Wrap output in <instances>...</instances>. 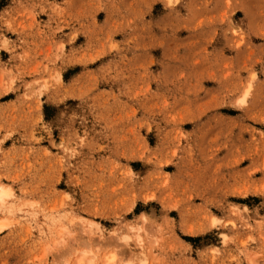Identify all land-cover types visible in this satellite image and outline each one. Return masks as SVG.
<instances>
[{
  "label": "rangeland",
  "instance_id": "1",
  "mask_svg": "<svg viewBox=\"0 0 264 264\" xmlns=\"http://www.w3.org/2000/svg\"><path fill=\"white\" fill-rule=\"evenodd\" d=\"M0 186V264H264V0H0Z\"/></svg>",
  "mask_w": 264,
  "mask_h": 264
},
{
  "label": "bare ground",
  "instance_id": "2",
  "mask_svg": "<svg viewBox=\"0 0 264 264\" xmlns=\"http://www.w3.org/2000/svg\"><path fill=\"white\" fill-rule=\"evenodd\" d=\"M242 102H243V100H241L240 103H242ZM11 197H12L11 190L9 188H7V187L0 186V205H2L3 202L6 199H9ZM211 223L215 224L216 220L213 218ZM7 225H8V221L7 220H5V219L0 220V230L5 228ZM82 254L83 255L80 258L77 259L75 264H94L92 259L85 260L84 253H82ZM112 261H113V257H110V258L107 259V263L106 264H112Z\"/></svg>",
  "mask_w": 264,
  "mask_h": 264
}]
</instances>
